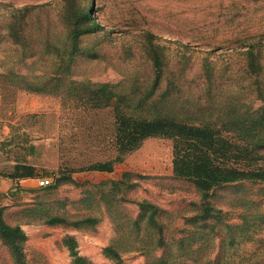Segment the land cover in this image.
Returning <instances> with one entry per match:
<instances>
[{
  "label": "rangeland",
  "instance_id": "374dc122",
  "mask_svg": "<svg viewBox=\"0 0 264 264\" xmlns=\"http://www.w3.org/2000/svg\"><path fill=\"white\" fill-rule=\"evenodd\" d=\"M78 1L81 8L92 4L103 30L80 40L81 53L65 72L58 67V56L65 53L61 45L68 0H0V75L14 70L30 78L52 74L57 78L61 73L76 82L69 88L54 80L46 85L37 81L40 92H30L13 87L14 80L0 76V203L7 208V222L14 224L22 219V209L50 212L57 210L54 203L58 200H77L89 191L104 193L108 188L99 187L103 182H122L116 200L122 195L125 198L115 217L103 210L94 227L22 225L27 235L23 245L26 264H71L72 257L61 243L67 235L74 237L79 254L92 264H115L103 254L110 245L118 247L120 264H264V183H233L213 189L208 199L212 218L201 221L192 220L201 212V193L192 182L174 176L172 140L147 138L113 172L79 171L116 153V110L112 106L96 108L87 90L93 84L107 83L116 95L136 92L143 98L148 93L154 68L146 32L155 37L153 44L164 47L161 77L170 78L151 99L161 97L166 83L172 82L175 88L170 87L160 105L149 101L157 109L144 107L135 116L166 117L185 106L191 109L188 116L192 115L197 95L206 86V62L212 64L216 76L219 73L220 100H226L218 116L208 120L233 131L235 125L229 121L233 115H224L227 105L236 107L233 112L259 110L263 103L243 75V51L248 44L260 43L264 58V0ZM23 7L34 9L29 12L23 38L27 57L20 62L14 31L9 38L5 28L11 22V11ZM231 131L225 133L234 136ZM258 163L264 165V159ZM18 164L34 167L35 176L18 181L8 178ZM67 168L75 170L71 177L78 186L64 183L47 188ZM127 174L133 175L131 182ZM40 180L51 183L41 187ZM135 201L161 208V234L145 219L137 229L135 220L141 211ZM76 207V203L65 206L71 215L66 225L80 219L74 217L80 213ZM83 207L78 216H99ZM160 237L162 246L157 243ZM0 264H14L1 244Z\"/></svg>",
  "mask_w": 264,
  "mask_h": 264
},
{
  "label": "trees",
  "instance_id": "16d2710c",
  "mask_svg": "<svg viewBox=\"0 0 264 264\" xmlns=\"http://www.w3.org/2000/svg\"><path fill=\"white\" fill-rule=\"evenodd\" d=\"M78 3V0H68V10L63 15L65 29L64 44L61 45V48L65 53L58 56L60 58L58 67L64 68L65 72L70 70L75 59L81 53L79 48L80 40L103 30L97 18L94 17L95 10L92 4L81 8ZM31 9L34 8L23 7L12 10L8 19L11 22L5 28L9 38L12 37L11 32L14 31L16 47L21 52V58L18 57L20 62L25 61L27 57V43L23 38L27 30L26 24L30 21L28 18H30L29 12ZM145 37L150 47L148 51L153 57L154 68V79L145 97L137 96L136 92H133L134 90L130 94L121 93L122 95H116L107 83L93 84L92 90L88 89L86 92L90 102L92 101L96 108L112 106L116 110L113 137L116 153L109 159L98 160L95 163L88 164L86 167H81L79 171L110 173L114 171L115 165L122 163L124 158L138 149L147 138L156 137L172 140V167L175 178L192 182L201 193L203 204L201 212L192 217V220L198 218L201 221H207L212 218L213 208L209 204L208 199L210 197L209 193L213 189L233 183H264V165L258 163L259 160L264 159V58L262 46L260 43H251L247 45L248 49L243 51V75L246 76L248 87H251L252 92L261 99L263 104L254 113L233 112L236 107L227 105L224 115L227 117L232 114V117L229 116V121L232 125H235V130L231 131L217 127L213 120H208L218 116L219 113L217 112L221 104L224 105L226 103V100H220L222 89L219 88L220 84L216 83L220 79L218 77L219 73L216 76L215 69L211 67L212 64L207 62L204 63L203 68L206 86L197 95V109L193 111L192 115L188 116L191 109L189 108L188 110L187 106H185L177 114L166 117L145 118L135 116V112L139 109L144 110V107L150 109L153 106L157 109V105H153L151 102H156L160 105L166 101L169 95L168 91H171L170 87L171 89L175 88L172 82L168 83V85L166 83L165 91L161 97L159 99L155 98L154 101L152 100V97L160 89H163V83L167 79L170 80V78L163 79L161 77L165 59L164 47L159 44H153L152 39H155V37L152 34L146 32ZM59 74L60 76L57 78V74H52V77L47 76L48 79H46V76L30 78L28 75L8 70L4 75L1 74L0 76L9 81L14 80L11 83L13 87L16 86L19 89L30 92H40L38 88L40 83L37 81H41V84L46 85L54 80L57 84L62 83L69 88L76 83L68 76L65 79L63 74ZM186 96L189 97V95ZM186 96L181 97L186 100ZM183 100L182 103L184 102ZM219 123L221 126L228 124L227 122L225 124ZM229 131L233 132L234 136H229L225 133H230ZM73 171L75 170L72 168L60 171L59 175L55 176V183L47 188L56 189L64 183L78 186L71 177ZM34 173V167L27 164H18L11 173L7 174V177L18 181V179L33 178L35 176ZM126 178L128 182H131L133 175L127 174ZM100 186L108 188V191L99 192L96 195L92 191L83 192L81 198L77 200L68 201L67 198L58 200L54 203L58 207V202L61 204L60 208L57 207V210L53 209L50 212H44L37 211L35 208L22 209V214H20L22 219L20 221L15 220L14 224L7 222L5 214L7 208L0 203V244L10 252L14 264H26L23 245L27 240V235L22 229V225L35 224L52 227L64 225L81 229L83 224H87L86 226L89 225L90 227L98 224L103 210L112 212V217H115L121 200L125 198V195H122L123 197L116 200L117 194L121 193L120 190L123 183L120 181H109L99 184ZM109 189L112 191L109 192ZM2 197L0 193V201ZM135 202L141 211L135 220L138 226L137 229L140 226L139 222L145 219L147 224L157 230V234H161L163 225L158 221L161 208L148 201ZM69 203H76L78 207L74 209L80 213L85 210L83 207L85 206L86 209L98 212L99 216L91 218V216L85 215L78 216L79 213L74 216L76 219L80 218L75 220L77 224L66 225L67 221H71V215L65 210V206ZM148 211L150 212L148 213ZM33 216L37 219H34ZM61 243L68 249L72 257L71 264H92L87 258L79 254L74 237L64 236L61 239ZM157 243L158 245H163L162 237L158 239ZM103 254L115 264H120L122 261L121 253L118 247L114 245L105 247Z\"/></svg>",
  "mask_w": 264,
  "mask_h": 264
},
{
  "label": "built area",
  "instance_id": "2783aa9c",
  "mask_svg": "<svg viewBox=\"0 0 264 264\" xmlns=\"http://www.w3.org/2000/svg\"><path fill=\"white\" fill-rule=\"evenodd\" d=\"M50 183H51V182H50L49 180H45V181L40 180V181H39V186H41V187H46V186H48Z\"/></svg>",
  "mask_w": 264,
  "mask_h": 264
},
{
  "label": "crops",
  "instance_id": "0c3cea01",
  "mask_svg": "<svg viewBox=\"0 0 264 264\" xmlns=\"http://www.w3.org/2000/svg\"><path fill=\"white\" fill-rule=\"evenodd\" d=\"M25 181V180H24ZM25 232V231H24Z\"/></svg>",
  "mask_w": 264,
  "mask_h": 264
}]
</instances>
